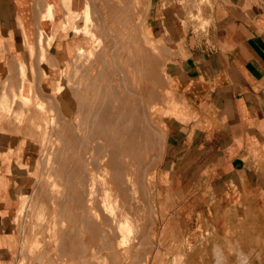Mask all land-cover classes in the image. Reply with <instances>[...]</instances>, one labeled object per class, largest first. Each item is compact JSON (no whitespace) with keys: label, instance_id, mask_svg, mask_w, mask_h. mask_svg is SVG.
Listing matches in <instances>:
<instances>
[{"label":"crops","instance_id":"0c3cea01","mask_svg":"<svg viewBox=\"0 0 264 264\" xmlns=\"http://www.w3.org/2000/svg\"><path fill=\"white\" fill-rule=\"evenodd\" d=\"M113 2L105 3L111 8L109 12L120 13L117 18L124 24L132 21L133 11L139 12L133 8V0H122L117 5ZM94 3L0 0L1 104L6 101L4 104L10 107L14 94L19 92L16 95L22 96L25 103L30 96L27 102L38 111L37 101L32 104L34 88L44 102L48 91L55 97L61 117L73 115L77 104L60 73L73 57L77 45L74 33L84 36L74 28H84L85 10L94 24L93 30L99 29L101 39L106 38L103 32L113 27L107 23L111 16H93ZM69 14H81L82 24L70 22ZM117 18L109 22H119ZM210 18L211 24L201 36L155 7L149 21L153 36L160 38L164 34L167 44L182 54L169 75L166 104L153 116L165 132L166 153L157 170L158 184L171 190L178 201L183 198L184 204L200 203L207 219H212L213 211L239 216L241 207L259 205L260 198L264 204V5L240 7L219 1ZM134 22L135 19L130 27L118 29L119 33H126ZM65 24L69 26L67 30H72L68 35L62 31ZM61 77L63 88L54 96L53 89L56 90ZM23 102H15L13 113H22L21 105L28 109ZM40 102L49 107L45 112L52 110L47 102ZM3 107L0 198L31 173L39 151L29 137L28 125L18 127L13 114L8 116L7 107ZM40 115L41 112H34L24 120H42ZM6 120H11V130L6 129ZM5 210L0 207V213ZM1 244L0 264H7L8 249Z\"/></svg>","mask_w":264,"mask_h":264},{"label":"bare ground","instance_id":"6f19581e","mask_svg":"<svg viewBox=\"0 0 264 264\" xmlns=\"http://www.w3.org/2000/svg\"><path fill=\"white\" fill-rule=\"evenodd\" d=\"M132 3L134 9H139V17L126 33L122 35L118 33L109 49L106 48L107 38L101 39L98 28L93 30L94 24L87 10L82 12L85 19L84 28L81 30L74 28L77 33L88 37L91 44L86 47L79 46L73 62L76 61V65H79L83 60L84 65L88 63L87 65L95 67H97V61L108 60L111 62V73L105 83L106 88H103L104 83L101 80L94 95L92 97L81 96L82 103H78L77 110L70 118L62 117L63 120L59 118L61 121L52 117L54 116L51 114L52 110L45 112V109L49 107L44 106V108L40 101H43L44 105L47 101L40 100L41 97L37 96L34 88H31L34 97L32 104H34V100L37 101L35 106L41 110L40 116L43 117V121L40 120L43 123L37 124L35 128L40 129L43 124V139L47 142V144L45 143L47 147L43 162L37 160L35 165L36 169L40 170V165L44 164L45 173L41 168L44 177H40L41 181L38 179L39 183L34 181L36 185L38 184L36 190H33V184L26 183L27 185L18 200L11 198L12 190L0 198V207L6 208L2 216L9 215L11 219L9 224L4 220L0 223V235L3 236L0 237V244L3 242L7 246L20 219L27 211L32 214L29 216V220H31L29 234L24 236L25 238L21 242L20 255L15 260V264H129L131 261L133 264V260L139 261L138 264L140 261L141 264L143 262L145 264V262L147 263L145 260H149L151 256L150 242L147 240H150L149 238L153 234L151 235L150 232L151 237L149 238H146V235L151 229L148 227L157 217L154 219V208L151 211L150 203L146 205L147 209L144 212L142 205L145 201L148 203V199L142 201L147 196L146 193L144 197L143 193L147 192L149 187L146 186L148 189L141 188L140 180L143 179L144 183L149 182L148 167L151 156H153L149 157L148 154L150 149V151L153 150L150 148L152 145L150 146L149 142L155 141L153 139L150 141L149 138L150 135H154L153 132L145 131V133H150L147 137L143 133V130L146 129L144 126H142L144 129L140 130L141 132L138 129L142 128L140 124H146L148 127L147 125L150 123L148 121L152 107L149 103L152 93L150 90L152 87L154 88L153 83L156 82L153 80L155 76L152 70V56L151 53L149 54L153 47L151 45L144 46L148 39L143 30V24L148 20L152 0H133ZM117 20L119 21V17ZM67 27H69L68 24H65L64 31L67 30ZM48 46L50 45L48 44ZM138 46L143 47V54L142 50L139 52ZM146 47L149 49L148 52ZM123 50L127 51L125 68L119 58ZM138 53L141 55L140 58H138ZM138 59L141 60L140 65H137ZM137 71H139V79L135 80L136 88H134L130 86L129 82H131V75H133V79L136 78ZM104 74V69H101L99 76L105 77ZM116 74H118L117 77ZM63 76L67 77L65 74ZM66 85L72 91L73 96L77 94L75 89L70 88L69 82ZM62 88L61 77L58 80L55 94L57 95ZM109 92L113 94L108 96ZM16 94H14L16 103L25 101L22 96ZM27 99L30 100V96ZM89 99L100 103H84ZM105 100L109 102L104 104ZM27 101L23 104L31 105ZM4 102L6 103V101ZM4 102L0 103L1 107L3 105L5 108H9ZM21 106L23 108V105ZM4 107L3 109H5ZM129 109L130 120L99 119L104 115L110 118L119 116V114H125ZM18 111L20 110L16 111L17 115L19 113L22 115L25 112L17 113ZM137 116H140L141 119L135 120ZM90 117L91 119H89ZM5 122L6 129L11 130L13 127L10 123L11 120ZM16 123L20 127L26 121L22 120ZM38 131L32 125L28 126V133L32 140L37 137ZM154 132L156 133V130ZM38 144L40 146V143ZM159 154L161 155V153ZM69 156L72 157L71 161H68ZM140 169L143 170L142 175ZM18 186L20 184H15V187ZM140 193L143 196L142 199H140ZM140 200L142 201L141 206H139ZM140 207L143 208V212L140 211ZM147 211L153 213L150 215L154 219L153 221L147 219L148 224L152 222L149 226L146 224L147 228H145L148 229V234L146 229L144 230L145 221L143 222L142 216L144 215L142 213ZM37 212H39V221L36 225L32 220L36 217ZM148 213L146 214L148 215ZM145 217L147 218V216ZM17 243L19 244V242ZM5 255L10 257L9 252Z\"/></svg>","mask_w":264,"mask_h":264},{"label":"rangeland","instance_id":"374dc122","mask_svg":"<svg viewBox=\"0 0 264 264\" xmlns=\"http://www.w3.org/2000/svg\"><path fill=\"white\" fill-rule=\"evenodd\" d=\"M92 1L93 3L95 2L93 4L94 6L92 7L94 9V10L92 9V12L95 18L101 15L103 16L109 15V17L111 16L109 18L110 21V19H115L117 18V16L120 15V13L117 10L115 12H109V9L111 8L106 6L108 0H92ZM120 1L122 0H115L113 4L117 5L116 3ZM219 1H225L228 2L229 4L237 5L240 7H245L251 4L264 5V0H152L151 9L147 17L148 20L143 24L144 25L143 30L148 39V41L144 43V46L151 45L153 47L152 49L153 53L149 52V54L151 53L152 56L151 59L152 70L156 79V80L153 79L156 82L153 81L154 88L152 87L153 88V89L151 88L152 91L150 90V92L153 93V94L151 93L150 95L151 99L149 102L151 103L152 106L151 113L149 114L150 116L148 118V121L150 123L147 125L148 127H146V124L145 125L140 124V127L144 126L146 129H144V127L142 128L139 127L140 129H138V127L136 126L139 131L141 129H144L143 133H145V131H148L150 133L153 132L154 135L153 134L150 135V133L148 132L145 134L147 135V137H149L150 135L149 137L150 141L152 139L153 141H155V142H149L150 146L151 145L153 146L155 143L154 148L152 146L150 147L153 150L150 151L151 150L150 149L148 153L149 157L150 155L153 156L155 155L154 158L153 156H151V159L149 158L150 159L149 164L151 165V166L149 165L148 167L149 169L148 172L150 175V179H148L149 182L144 183L143 179H142L143 182L142 180H140L141 188L148 189L147 187H149L148 189L149 191L147 190V192H144L142 189L144 193L141 192L143 193L144 197L147 193L146 198L142 199L143 196H141L142 194L140 193L141 196L140 199H142V201L144 199H148V203L145 201L146 204L145 202H143L144 205H142V207L144 208V212L147 209L145 208L146 205L150 203L152 206L151 211H153L154 208L153 211L155 213L154 214L155 216H153L154 219L157 217L154 220L153 217H151L153 213L150 212L148 213V211L146 212L148 213L149 218L146 213H142L144 214L142 215L143 222L145 221L144 222L145 224H143L144 230L147 228V225L149 226V224L152 223L149 222L148 224V220L149 221L154 220V222L152 223L153 225L151 224L150 227H148L151 228L149 230V234L147 231L148 229H146L148 234L146 235V238L151 237L150 232L151 235L153 234V236L151 237L152 241L151 238H149L150 240H147L148 242H150L151 256L149 260H145L147 261V263L145 262V264H150V263L151 264H264V204L262 203L263 202L262 198L259 199L260 201H262L259 205L247 206V209H243V207H241L240 208L241 212L239 216H237L236 213H228L226 215L223 214V212L221 211L220 212L213 211L210 215L212 219H207V215L205 213L206 212L205 207L201 206L200 203L184 204V199L182 198V196H181L182 199L178 201L177 199L174 198L173 192L169 189L161 188L157 180V170L165 157L166 147H165V132L162 131L156 120H153V116L155 113L162 110L161 107L164 104H166L167 87L169 85V75L176 62H179L180 59L182 58V54L180 53L179 50L167 44V41L165 39L166 37L164 34H161L160 38L153 36V34L151 33V26L149 24V21L152 17V10L155 7L163 12L171 14L173 18L175 17L179 19L183 24H185L188 28H190L194 32V34H196L197 36H201L202 34L205 35L207 28H209L211 24L210 12L213 6ZM116 7H112V8H114L115 10L117 9ZM140 7L142 8L141 5ZM80 16L81 14H73V15L69 14V18H70L69 21L79 26L82 24V18ZM138 17H139L138 10H136L135 12L133 11L131 20L132 21H134V19L137 20ZM99 21H100L99 23L102 22L101 20ZM109 21L107 22L108 25L113 27L110 30L107 29L108 30L107 32L106 31L103 32L104 37H106L107 41L109 42V44L106 45L107 49L111 47V45L113 44V40L116 38L118 33L121 32V31L118 32V29L122 30L128 26L130 27L131 25L130 22H132L130 21L124 24L121 22L122 19H119V22L116 21L109 22ZM62 31L65 33V35H68L70 32H72V30L70 29L66 31L64 30ZM74 36H76L77 45H75L73 57L69 62L65 64V69L61 71L60 75L65 74L67 76L66 78L65 77L63 78V84L65 88H68L66 84L67 82H69L70 88L75 89L77 94H75L74 96H76L75 101L77 98L76 104L78 105V103L79 104L82 103V101H80L81 96L84 97L87 95L89 97H92L94 95L95 91L100 86L99 82L101 80H103L104 83L103 88H106L105 83L109 78V74L111 73V69H110L111 62H109L108 60H103L100 62L97 61L96 63L97 67H95V66L87 65L88 63L84 65L85 63H83L84 61L82 60V62L79 65H76L77 62L76 61L73 62L74 58L76 57L75 56L77 53L76 50L79 46L86 47V45L89 43L88 40L89 38L85 36H77L75 33ZM138 49L139 52H141L142 50L141 53L143 54V47L141 48L138 46ZM146 50L147 52L149 51L147 47ZM126 55H127V51L123 50L119 57L121 63L123 64V68H125L126 66V61H125ZM138 56H139L138 58L141 57L139 53ZM122 59L124 60V62ZM138 64L139 65L141 64L140 59L137 60V65ZM93 68L95 69L93 70ZM101 69H104L105 77L99 76ZM131 69L133 71L132 67ZM115 76L117 77L118 74H116ZM130 79H131V82H129L130 86L136 88L135 80L139 79V71H137V76L135 79H133V75H131ZM138 86H139V81H138ZM78 90H79V94H78ZM52 94L54 96L56 95L55 89H53ZM112 94H113L112 92L107 93L108 96ZM44 97L47 103L52 107L51 109L53 110V112H51V114L54 115L52 117L56 118L58 121H61L59 118L62 117H60L61 116L60 110L56 106V103L54 101L55 99H53V97L50 96L49 91L46 94H44ZM98 102L99 101H95V100L92 101V99H89L87 102L84 103L98 104ZM108 102H109L108 100H105L104 104ZM24 105L28 109L21 108V110L25 111V113H23L22 116L16 114L17 110L13 113V109H14L13 101L11 106L9 103L10 107L6 109V113L8 114V116H11L13 114L15 118V122L17 121L21 122L26 118H31L34 115V112L35 113L37 112L38 115L39 112H41V110L37 106L36 107L38 108L39 112L36 111V109H32L31 108L32 105H27V104ZM77 107L78 106H76L74 110H77ZM83 108L85 109V106ZM130 118L131 117H130V109H129V111H127L125 114L124 113L121 115L119 114V116H114L112 118L104 115L99 119L115 121V120H130ZM89 119H91V117ZM140 119H141L140 116L135 117V120H140ZM25 121H26L25 125L26 124L28 126L32 125L34 129L39 130L37 133V137H34L33 141L36 142L39 147L36 162L37 160H41V162H43L45 156V150L47 147L45 146L47 142L45 139H43L44 127L42 124L40 129H38L37 127L35 128L37 124L43 123L41 122L43 120L41 121L24 120V122ZM154 128L156 130V133L154 132L155 131ZM145 134L143 135L145 136ZM156 137H158L159 139H157ZM38 143H40V146ZM159 153H161V155ZM156 156L157 158H155ZM69 157H68V161L69 160L71 161L72 157L70 158ZM43 165L44 164L40 165L39 167L40 170H37L36 165H34L31 173L27 174L26 177L24 178L23 182L21 183L22 185L20 184V186L15 188H13V185L11 186L10 190L13 191L11 198L13 200H18L21 197V194L24 191V187H26L28 183L33 184L32 185L33 190L37 189L36 187H38V184L36 185V183H39L42 180V178L40 177H44L43 172L45 173V169H43L44 168ZM41 168L43 169V172ZM141 171L139 172V174L141 173L142 175L143 170ZM38 179L41 180L39 181ZM145 180L147 181V178ZM180 194L183 195L182 193ZM142 201L140 200L139 206H141ZM142 207H140L141 212H143ZM2 213L3 212L0 213V223L2 220H4L5 223L9 224L11 222L10 216L6 215L3 217ZM31 215L32 214H30L29 211L26 212V214L20 219L19 223L16 225V228L14 229V234H12L13 237L11 236L9 242L7 243L6 247L10 254V257H8L9 262L7 264H15V260L20 255L19 249L21 246V242L25 238L24 236L28 235L30 231L31 220H29V216ZM38 216H39V212H37L36 217L32 220L33 223L36 225L38 224L39 221ZM144 216H147V218L146 217L144 218ZM150 217L152 218V220L150 219ZM144 219L146 220L148 219L147 222ZM17 242H19V244ZM1 245H4L3 242ZM134 262L135 264H138L137 262L139 261L133 260V264ZM142 264H144V262Z\"/></svg>","mask_w":264,"mask_h":264}]
</instances>
